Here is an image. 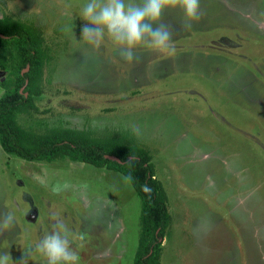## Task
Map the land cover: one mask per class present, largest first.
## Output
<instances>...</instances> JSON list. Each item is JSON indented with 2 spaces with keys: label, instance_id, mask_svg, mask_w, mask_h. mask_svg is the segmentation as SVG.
I'll list each match as a JSON object with an SVG mask.
<instances>
[{
  "label": "rangeland",
  "instance_id": "rangeland-1",
  "mask_svg": "<svg viewBox=\"0 0 264 264\" xmlns=\"http://www.w3.org/2000/svg\"><path fill=\"white\" fill-rule=\"evenodd\" d=\"M86 3L0 0V18L33 26L48 54L36 111L18 124L38 134L116 136L145 149L170 214L161 264H264V0H200L191 29L180 10L166 11L174 52L141 45L134 62L121 59L110 37L95 51L80 40ZM7 75L0 71L1 80ZM5 211L15 226L0 232V254L14 264L23 256L47 264L35 246L52 231V213L69 229L79 264H133L140 200L119 173L27 162L0 147Z\"/></svg>",
  "mask_w": 264,
  "mask_h": 264
},
{
  "label": "trees",
  "instance_id": "trees-1",
  "mask_svg": "<svg viewBox=\"0 0 264 264\" xmlns=\"http://www.w3.org/2000/svg\"><path fill=\"white\" fill-rule=\"evenodd\" d=\"M48 59L44 42L31 25L0 18V147L27 162L68 160L119 173L130 181L140 200V233L133 264H161L162 239L170 225L167 196L155 177L149 153L120 137H94L73 129L38 134L18 124V116L35 112L33 98L42 92ZM116 160H113V159Z\"/></svg>",
  "mask_w": 264,
  "mask_h": 264
},
{
  "label": "clouds",
  "instance_id": "clouds-1",
  "mask_svg": "<svg viewBox=\"0 0 264 264\" xmlns=\"http://www.w3.org/2000/svg\"><path fill=\"white\" fill-rule=\"evenodd\" d=\"M177 9L183 13L184 29H191L201 19L200 0H87L81 13L87 23L81 27L80 40L95 51L106 36L110 37L120 46L121 59L127 62L137 59L135 49L141 45L162 53L174 52L175 32L162 19L166 11ZM51 220L52 231L41 236L35 250L47 258V264H79V253L72 247L73 240L63 219L52 213ZM14 226L15 218L10 212L0 213V232ZM85 237L86 233H80L77 238L83 242ZM29 259L23 256L19 264H29ZM0 264H14L9 253L0 254Z\"/></svg>",
  "mask_w": 264,
  "mask_h": 264
},
{
  "label": "water",
  "instance_id": "water-1",
  "mask_svg": "<svg viewBox=\"0 0 264 264\" xmlns=\"http://www.w3.org/2000/svg\"><path fill=\"white\" fill-rule=\"evenodd\" d=\"M110 159H113V158H110ZM113 160H116V159H113ZM116 161H118V160H116Z\"/></svg>",
  "mask_w": 264,
  "mask_h": 264
}]
</instances>
